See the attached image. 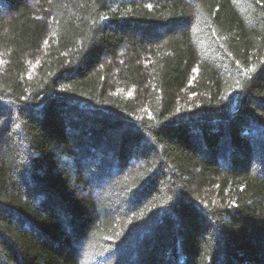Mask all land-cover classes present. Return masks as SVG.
<instances>
[{"label":"trees","instance_id":"1","mask_svg":"<svg viewBox=\"0 0 264 264\" xmlns=\"http://www.w3.org/2000/svg\"><path fill=\"white\" fill-rule=\"evenodd\" d=\"M0 264H264V0H0Z\"/></svg>","mask_w":264,"mask_h":264}]
</instances>
